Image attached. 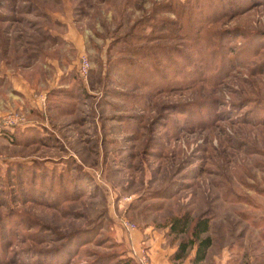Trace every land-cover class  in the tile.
<instances>
[{"label":"rangeland","instance_id":"1","mask_svg":"<svg viewBox=\"0 0 264 264\" xmlns=\"http://www.w3.org/2000/svg\"><path fill=\"white\" fill-rule=\"evenodd\" d=\"M50 59L78 89L39 107ZM260 97L264 0H0V264H125L123 220L183 210L204 264H264Z\"/></svg>","mask_w":264,"mask_h":264},{"label":"trees","instance_id":"2","mask_svg":"<svg viewBox=\"0 0 264 264\" xmlns=\"http://www.w3.org/2000/svg\"><path fill=\"white\" fill-rule=\"evenodd\" d=\"M138 28L140 27L135 25L129 34L130 39L134 42L144 39L142 36L134 37V33ZM132 55L134 57L138 56V60H142L138 49L132 50ZM144 55L146 58L147 52H144ZM70 84L68 90H72L73 94H75L74 90L78 89V84L75 81L71 82V80ZM56 91L61 95L62 92H65V89L54 90V92ZM259 99L260 100L257 102L253 100L252 103L261 105L264 101V97H260ZM157 195L152 197H156ZM210 223V217L205 214H201L194 219L190 210L177 211L170 215L165 225L168 226L167 235L169 240L176 246L170 259L180 262L185 260L193 252L189 260L190 264H204L213 244V239L209 235ZM123 259L125 264H136L135 259L130 255L128 258Z\"/></svg>","mask_w":264,"mask_h":264},{"label":"crops","instance_id":"3","mask_svg":"<svg viewBox=\"0 0 264 264\" xmlns=\"http://www.w3.org/2000/svg\"><path fill=\"white\" fill-rule=\"evenodd\" d=\"M54 35V34H53ZM66 37H71V42L75 44V46L80 49L82 46H78L79 43V36L76 34H65ZM68 41V40H67ZM51 66L54 68L53 75L60 74L58 76L57 81L52 80L51 87L42 88L40 85L31 86L30 89L27 85H24L23 83H20L17 87L22 91L23 93L26 91H33L34 96V102L41 107V99L46 97H50L53 94V91L56 89H66L67 87H70V80L67 78V74L69 73L66 69H61L58 65V61L56 62L53 59H50ZM66 71V72H65ZM37 90V91H36ZM40 90V91H39ZM31 94V95H32ZM168 226H154L151 221L145 222L141 224L137 229H134L130 233L127 232L125 234V241L123 243L126 246V243L128 242V246L130 250H134L135 252H139L141 249H145L149 253L151 264H190V258L193 255V252L191 255H189L185 260L183 261H173L170 259V256L173 254V252L176 249L175 244H173L167 235ZM127 241V242H126ZM127 247V246H126ZM132 256V252H131Z\"/></svg>","mask_w":264,"mask_h":264},{"label":"built area","instance_id":"4","mask_svg":"<svg viewBox=\"0 0 264 264\" xmlns=\"http://www.w3.org/2000/svg\"><path fill=\"white\" fill-rule=\"evenodd\" d=\"M77 70L79 76L82 79L86 80L90 70V60L88 56H86L85 54H81L79 56V64ZM4 120H5L4 121L5 125H13V123H15L16 121V118L14 116H8ZM122 225L128 233H130L135 229V225L128 220H123ZM131 252H132V257L135 259L136 264H151L149 253L147 250L141 249L139 252H135L132 249Z\"/></svg>","mask_w":264,"mask_h":264}]
</instances>
